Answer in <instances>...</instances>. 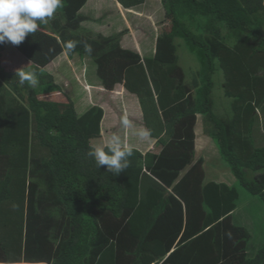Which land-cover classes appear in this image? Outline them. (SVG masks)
Here are the masks:
<instances>
[{
  "label": "trees",
  "instance_id": "obj_1",
  "mask_svg": "<svg viewBox=\"0 0 264 264\" xmlns=\"http://www.w3.org/2000/svg\"><path fill=\"white\" fill-rule=\"evenodd\" d=\"M88 1L63 0L23 43L0 44V257L47 264H264V243L249 257L252 235L232 222L239 188L205 183L204 159L195 158L201 115L226 169L264 207V147L255 139L264 122V0H160L169 32L162 30L155 56L145 58L124 49L119 35H85ZM110 1L134 10L147 0ZM182 47L197 69L181 65ZM8 48L31 64L37 86L6 71L1 59ZM65 52L93 59L108 90L120 84L138 97L145 126L163 146L159 153L132 148L122 173L97 165L88 155L96 146L86 130L90 122L80 118L75 101L41 98L61 93L46 68ZM217 77L224 80L220 96ZM144 171L168 190L137 238L131 219ZM207 239L219 251L215 259L202 257Z\"/></svg>",
  "mask_w": 264,
  "mask_h": 264
},
{
  "label": "crops",
  "instance_id": "obj_2",
  "mask_svg": "<svg viewBox=\"0 0 264 264\" xmlns=\"http://www.w3.org/2000/svg\"><path fill=\"white\" fill-rule=\"evenodd\" d=\"M96 1L100 4H103L104 2V0ZM91 2L92 0L88 1V4L82 10V13L85 12ZM118 5L121 4L118 3ZM124 10L126 9L124 8ZM161 32L162 30L159 31L158 34H160ZM140 44V42H136L132 47H129V45H123L122 47L124 49L136 51L143 58H145V49L142 48L143 44ZM156 50L157 44L155 48H153L151 56H155ZM64 55L73 60V62H75L77 58H81L78 55L70 57L66 52L61 56ZM61 56L58 57L55 61H58ZM86 58L87 56L84 57V59ZM81 69L83 70L80 71ZM81 69L78 72L75 71L71 73L79 74V82L77 81L78 92L81 88H83L84 85L85 91L88 92L89 97L85 98L84 96V99L82 98L80 101L84 112H81L79 110V105L77 106L75 97H72V99L75 101L80 118H82L83 120L84 118H86L85 120L90 122L88 127H86V130L91 138L92 144L96 146L104 145L106 147L111 136L113 134H117L122 138V141L127 142L130 147L139 150L144 155L150 152L159 153L163 149V146L159 143V138L151 136L149 140H141L137 135H135V132H137L141 128H147L143 120V112L138 97L127 91L126 88L120 84L115 86L113 90H108L104 87L98 75L90 77V71H87L85 67ZM80 77H82L83 79H81ZM83 80L85 82H83ZM106 94H111V100L115 103L106 102V100L108 99L106 98ZM77 97L78 95L76 96V98ZM102 97L105 99H103ZM111 112H113L114 114L110 115L109 118L108 115L111 114ZM121 112H123L121 120L126 116L132 124L131 127H123L119 117H116V114H121ZM161 113H163V111ZM113 115H115V117ZM195 133V158L204 159L205 183L227 182L230 185H235L239 188L240 200L238 201L237 209L232 213V222L236 226L246 228L251 233L252 240L250 242L247 254L249 255V257H253L256 255V253L264 243V207L258 202L257 199L252 198L247 192H245L239 185L235 177L232 175V173L226 169V164L222 160L220 152L214 140L206 133V124L204 122V117L201 115H199L198 117ZM166 137L167 136H165V138ZM255 139L258 147H264V122H261L257 125L255 129ZM104 168L107 169V166L105 165ZM142 184L143 189L141 192V203L138 207L139 211L136 213L137 216H134V218L131 219V230L133 235L137 238H140L144 233L148 221L150 222L152 220V217L154 216V209L162 201L165 191L168 190L147 171H144L143 173ZM209 243L210 239H207L199 247L204 251L202 257L204 256L210 259H215V257L220 256L219 251H212L211 249H209L207 247V244ZM0 264L47 263H45L43 259L31 260L24 255L22 256L19 263H14L12 259H8L7 255H5L4 257H0Z\"/></svg>",
  "mask_w": 264,
  "mask_h": 264
},
{
  "label": "rangeland",
  "instance_id": "obj_3",
  "mask_svg": "<svg viewBox=\"0 0 264 264\" xmlns=\"http://www.w3.org/2000/svg\"><path fill=\"white\" fill-rule=\"evenodd\" d=\"M57 12L58 10L56 13ZM82 14L87 16L90 21L83 24V33H85V35L91 38H97L99 35H119L121 37V46L129 45V47H132L136 42H140V45L143 44L142 48L145 49L146 56L152 55V50L155 48L157 39L161 34H158L159 31L164 30L166 33L169 32V26L163 19L165 11L160 0H147L144 5L131 11L124 10V8L115 1L104 0L103 4H100L97 3L96 0H92L89 7ZM179 53L181 56V65L183 67L186 69H197L199 67L195 56L190 53L188 48L182 47ZM83 57L77 58L75 62H73V60L64 55L61 56L58 61L50 64L46 68V71L53 77L55 85L61 87L62 92H51V94L42 95L41 98L60 102L62 99L75 97L77 106L79 105V110L84 112L80 101L82 98L84 99V96L85 98L89 97L88 92L84 89L85 85L78 92L77 81L79 82V74L71 72H78L81 68L85 67L87 71H90V77H92L98 75V71L93 59L89 56H87L86 59ZM1 60L6 71L12 75L19 74V71H24L25 74L33 72L31 70V64L12 48H8L4 52ZM82 70L83 69L80 71ZM37 78L39 81L40 77L38 75ZM80 78L83 79L82 77ZM223 81L222 78L217 77L215 96L222 95ZM46 82L48 81L46 80ZM83 82L85 81L83 80ZM75 95H78V97L76 98ZM111 97V94H106V98H108L106 102L113 103L114 101L111 100ZM220 102L221 101L218 103ZM112 114L114 113L111 112V114L108 115L109 118ZM122 114L123 112H121V114H116V117L118 116L121 120ZM113 116L115 117V115Z\"/></svg>",
  "mask_w": 264,
  "mask_h": 264
},
{
  "label": "clouds",
  "instance_id": "obj_4",
  "mask_svg": "<svg viewBox=\"0 0 264 264\" xmlns=\"http://www.w3.org/2000/svg\"><path fill=\"white\" fill-rule=\"evenodd\" d=\"M63 0H0V44L9 42L13 45H20L27 36L38 29V22L47 23L56 11L62 6ZM74 42H68L67 48L71 50ZM21 83L28 81L33 87L38 84L37 74L19 71ZM121 123L123 127L132 126L125 116ZM141 140L151 138V130L141 128L135 132ZM99 167L107 166L109 172L122 173L129 167V157L133 155V149L122 138L113 134L105 148L98 145L88 152Z\"/></svg>",
  "mask_w": 264,
  "mask_h": 264
}]
</instances>
